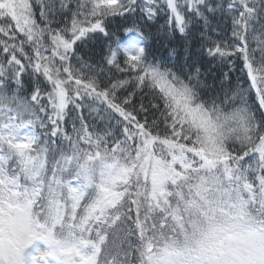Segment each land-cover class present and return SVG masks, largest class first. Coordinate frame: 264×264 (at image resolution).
Returning a JSON list of instances; mask_svg holds the SVG:
<instances>
[{"label": "snow or ice", "instance_id": "snow-or-ice-1", "mask_svg": "<svg viewBox=\"0 0 264 264\" xmlns=\"http://www.w3.org/2000/svg\"><path fill=\"white\" fill-rule=\"evenodd\" d=\"M0 57V264H264V0H0Z\"/></svg>", "mask_w": 264, "mask_h": 264}, {"label": "trees", "instance_id": "trees-1", "mask_svg": "<svg viewBox=\"0 0 264 264\" xmlns=\"http://www.w3.org/2000/svg\"><path fill=\"white\" fill-rule=\"evenodd\" d=\"M226 2V0H225ZM37 19H39V12L36 13ZM139 12H137L134 19H139ZM123 21L117 18L113 24V29L117 28ZM143 23V21H141ZM166 23V17L161 13L155 20L149 21L144 27L151 57H154L157 62L164 63L165 65L172 66L175 64H196L201 67L202 72L206 75L211 72L212 76H218L221 72L220 68H217L214 64L210 63V58L201 50V44L204 42L201 38L202 28L200 24L189 25V31L186 37H182L178 32H171L164 27ZM219 25L221 33L230 32L231 23L230 20L227 24L220 16L212 18V26ZM215 38L213 33L209 34ZM124 38L123 31H118L114 40ZM110 41H106L103 38L90 41L87 45H81L78 55L86 61H99L103 53L107 50ZM114 46V45H113ZM174 50V52H173ZM2 59V57H0ZM226 70V69H225ZM238 71V69H237ZM116 76L123 74L116 73ZM235 79V76H234ZM25 84L28 90H31V82L25 78ZM135 103L139 105L140 97L137 96ZM69 130L70 126H69Z\"/></svg>", "mask_w": 264, "mask_h": 264}]
</instances>
